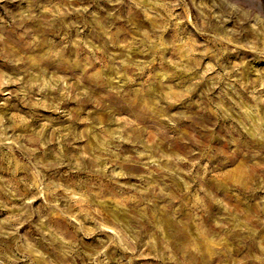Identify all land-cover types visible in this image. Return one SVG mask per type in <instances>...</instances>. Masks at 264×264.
Masks as SVG:
<instances>
[{"label":"rangeland","instance_id":"374dc122","mask_svg":"<svg viewBox=\"0 0 264 264\" xmlns=\"http://www.w3.org/2000/svg\"><path fill=\"white\" fill-rule=\"evenodd\" d=\"M0 264H264V0H0Z\"/></svg>","mask_w":264,"mask_h":264},{"label":"clouds","instance_id":"9594fccd","mask_svg":"<svg viewBox=\"0 0 264 264\" xmlns=\"http://www.w3.org/2000/svg\"><path fill=\"white\" fill-rule=\"evenodd\" d=\"M117 175H118V173H117Z\"/></svg>","mask_w":264,"mask_h":264}]
</instances>
